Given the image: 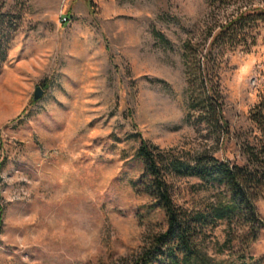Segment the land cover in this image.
<instances>
[{
	"label": "rangeland",
	"instance_id": "rangeland-1",
	"mask_svg": "<svg viewBox=\"0 0 264 264\" xmlns=\"http://www.w3.org/2000/svg\"><path fill=\"white\" fill-rule=\"evenodd\" d=\"M89 1L5 0L20 28L0 71V264L132 263L167 226L137 186L141 138L230 161L257 143L249 112L264 96V30L219 57L227 146L188 120L183 51L188 41L205 51L221 24L264 0ZM170 181L185 209L223 200L222 186ZM255 205L264 222V193ZM251 229L243 218L207 228L200 263L264 264V227L248 244Z\"/></svg>",
	"mask_w": 264,
	"mask_h": 264
},
{
	"label": "trees",
	"instance_id": "trees-1",
	"mask_svg": "<svg viewBox=\"0 0 264 264\" xmlns=\"http://www.w3.org/2000/svg\"><path fill=\"white\" fill-rule=\"evenodd\" d=\"M205 1L212 6H225L237 0ZM88 3L90 6L91 1ZM219 27L211 35L205 51L198 52L197 44L186 42L183 58L188 120L195 126H207L213 138L222 146H227L231 129L225 116L219 57L228 49L250 47L255 39L252 38V30L258 27L264 30V8L246 7ZM19 28V13L7 9L5 0H0V71L8 59ZM249 114L259 135L256 144L246 143L242 146L243 157L240 160L236 158L230 161L205 152L183 157L172 149H159L141 138L136 155L143 165V172L137 186L163 209L167 226L154 236L132 263L120 264H201L199 239L206 235L207 228L213 229L223 220L231 226L237 218L246 219L252 228L246 237L248 244L256 240L257 232L264 227L255 205L264 193V96ZM172 176L196 177L208 186H222L223 200L197 210L178 206L172 197ZM3 212L4 208L0 206V231Z\"/></svg>",
	"mask_w": 264,
	"mask_h": 264
},
{
	"label": "water",
	"instance_id": "water-1",
	"mask_svg": "<svg viewBox=\"0 0 264 264\" xmlns=\"http://www.w3.org/2000/svg\"><path fill=\"white\" fill-rule=\"evenodd\" d=\"M43 94H44V89L41 86H37L34 91L33 99L38 100L43 96Z\"/></svg>",
	"mask_w": 264,
	"mask_h": 264
},
{
	"label": "built area",
	"instance_id": "built-area-1",
	"mask_svg": "<svg viewBox=\"0 0 264 264\" xmlns=\"http://www.w3.org/2000/svg\"><path fill=\"white\" fill-rule=\"evenodd\" d=\"M64 20H65V18H64Z\"/></svg>",
	"mask_w": 264,
	"mask_h": 264
}]
</instances>
